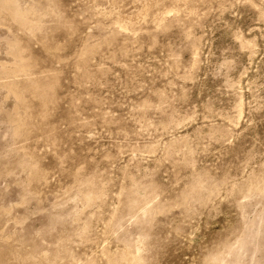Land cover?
Returning a JSON list of instances; mask_svg holds the SVG:
<instances>
[{
	"label": "rangeland",
	"instance_id": "obj_1",
	"mask_svg": "<svg viewBox=\"0 0 264 264\" xmlns=\"http://www.w3.org/2000/svg\"><path fill=\"white\" fill-rule=\"evenodd\" d=\"M0 264H264V0H0Z\"/></svg>",
	"mask_w": 264,
	"mask_h": 264
}]
</instances>
